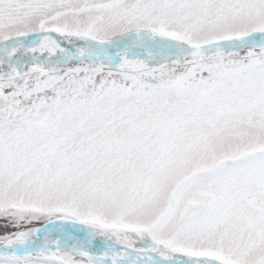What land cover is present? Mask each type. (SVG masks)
<instances>
[{
	"label": "snow or ice",
	"instance_id": "obj_1",
	"mask_svg": "<svg viewBox=\"0 0 264 264\" xmlns=\"http://www.w3.org/2000/svg\"><path fill=\"white\" fill-rule=\"evenodd\" d=\"M0 264H264V0H0Z\"/></svg>",
	"mask_w": 264,
	"mask_h": 264
}]
</instances>
